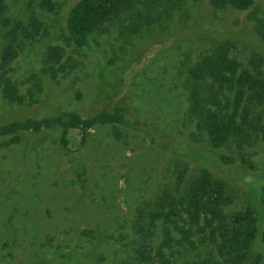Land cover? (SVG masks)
Instances as JSON below:
<instances>
[{
  "label": "rangeland",
  "instance_id": "obj_1",
  "mask_svg": "<svg viewBox=\"0 0 264 264\" xmlns=\"http://www.w3.org/2000/svg\"><path fill=\"white\" fill-rule=\"evenodd\" d=\"M40 1L9 0L8 16L34 36L23 40L9 70L26 104L7 102L0 88V125L70 111L88 118L116 108L125 124L119 138L112 124L86 137L71 132L69 149L60 127L22 133L16 144L0 138V264H161V229L153 261L136 258L142 245L138 209L204 169L225 182L226 213L257 211L260 233L247 264L259 256L264 264V106H251L253 126L245 127L251 136L243 147L234 140L216 149L193 136L186 88L190 67L220 44L244 68L264 59V0L249 11L196 0L139 36L123 35L116 26L87 49L68 40L67 18L78 0H59L56 13L42 10ZM7 29L0 25V59ZM193 239L196 247H174L167 256L180 264H226L210 239Z\"/></svg>",
  "mask_w": 264,
  "mask_h": 264
},
{
  "label": "trees",
  "instance_id": "obj_2",
  "mask_svg": "<svg viewBox=\"0 0 264 264\" xmlns=\"http://www.w3.org/2000/svg\"><path fill=\"white\" fill-rule=\"evenodd\" d=\"M193 1L196 0H78L68 14V40L79 49H87L96 38L111 34L116 26L123 35L139 36L147 29L172 20ZM210 3L217 9L249 11L256 0H210ZM40 8L56 13L60 2L41 0ZM9 9V0H0V25L8 28L0 59V88L7 102L23 106L27 97L9 75V70L20 55L23 40L33 38L34 33L21 20L13 21L8 16ZM39 24L33 17L31 26L38 29ZM258 60L252 59L251 68H244L232 57L229 47L220 44L190 67L186 82L189 115L197 128L193 136L199 134V141L217 149L234 140L243 147L250 138L245 127L251 123V106H264V59ZM34 102L36 99L30 104ZM108 124L114 125V135L119 138V126L125 124L123 110H105L88 118L70 111L40 120H15L0 125V138H8L10 143L16 144L22 133L60 127L61 143L69 149L71 132L82 131L86 137L96 126ZM181 181L184 184H179L176 190L163 191L153 206L138 209L137 232L142 237V245L137 249L138 261H153L152 243L161 229L163 240L156 251L161 264H180L174 263L166 250L185 245L196 247L195 235L210 239L226 264H247L260 233L257 211L248 208L231 215L226 213L229 199L225 182L208 169L187 182L184 178ZM259 196L264 208V185ZM261 239L264 244V231ZM261 259L257 257L255 264ZM184 264L219 263L206 259Z\"/></svg>",
  "mask_w": 264,
  "mask_h": 264
}]
</instances>
